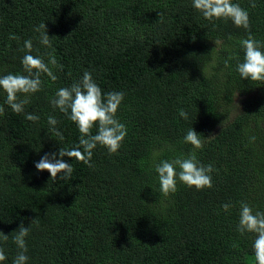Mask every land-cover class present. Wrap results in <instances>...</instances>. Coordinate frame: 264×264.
Masks as SVG:
<instances>
[{
  "label": "trees",
  "instance_id": "16d2710c",
  "mask_svg": "<svg viewBox=\"0 0 264 264\" xmlns=\"http://www.w3.org/2000/svg\"><path fill=\"white\" fill-rule=\"evenodd\" d=\"M233 2L247 10L250 32L206 20L191 0H0V75L23 73L31 39L32 55L56 76L41 73L40 91L27 96L35 122L12 112L0 93L3 264L20 251L13 238L21 224L29 227L28 264H255L254 234L242 236L236 225L240 201L264 211V84L242 80L235 68L242 40L264 43V0ZM41 22L49 46L35 31ZM85 71L105 92H124L117 119L127 135L114 154L98 146L92 167L63 157L73 177L53 181L34 163L78 145L81 134L51 101ZM191 127L200 149L183 141ZM192 152L214 166L213 186L178 182L165 196L154 164Z\"/></svg>",
  "mask_w": 264,
  "mask_h": 264
},
{
  "label": "clouds",
  "instance_id": "9594fccd",
  "mask_svg": "<svg viewBox=\"0 0 264 264\" xmlns=\"http://www.w3.org/2000/svg\"><path fill=\"white\" fill-rule=\"evenodd\" d=\"M191 7L206 20L228 19L236 27L250 32L247 10L240 7L238 3H234L233 0H191ZM35 31L40 33L39 42L44 46H49L50 36L47 33L45 22L37 25ZM23 47L26 50L20 60L23 73L10 72L0 75V93L6 94L4 102L12 112L24 113L27 120L35 122L39 120V116L25 112V105L28 103L27 96L40 91L41 73L46 74L52 80H55L56 76L44 60L32 55L31 39L25 40ZM241 48L243 59L237 61L236 72L242 80L264 84V43L249 35L248 38L242 40ZM51 63L55 64L56 61L52 60ZM18 94L24 95L25 99H19ZM124 96L123 91L105 92L92 73L87 71L70 86L60 87L51 104L75 124L81 134L79 143L68 149L59 148L58 151L45 153L34 163L35 169L37 171L47 170L53 181L58 178L68 181L73 177L74 169L72 162H66L62 159L63 157L75 158L92 167V157L98 146L105 148L109 154L116 153L127 135L126 125L117 119V111ZM3 112L4 107L0 105V114ZM179 115L183 119H189V113L184 109L180 110ZM57 123L56 118L52 116L48 118V125L56 132L57 138L63 140L62 133L56 128ZM93 127L97 128L95 134L91 131ZM183 141L191 144L194 149H200L203 146L200 136L193 127L185 133ZM158 155L159 153L154 154V156ZM214 170L212 164L200 162L195 152L182 158L160 159L154 164L160 191L165 196L177 191L178 182L197 191L211 188ZM221 207L225 212H229L233 205L226 202ZM17 230L13 239L20 251L12 264H28L29 256L25 238L29 234V227L21 224ZM236 231L242 236L248 233L254 234L251 248L255 256V264H264V211H254L248 203L240 201ZM0 239L7 240L8 235L0 231ZM7 259L4 250L0 248V264Z\"/></svg>",
  "mask_w": 264,
  "mask_h": 264
},
{
  "label": "rangeland",
  "instance_id": "374dc122",
  "mask_svg": "<svg viewBox=\"0 0 264 264\" xmlns=\"http://www.w3.org/2000/svg\"><path fill=\"white\" fill-rule=\"evenodd\" d=\"M236 102L239 103V102L237 101V99H236Z\"/></svg>",
  "mask_w": 264,
  "mask_h": 264
}]
</instances>
